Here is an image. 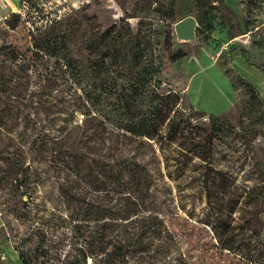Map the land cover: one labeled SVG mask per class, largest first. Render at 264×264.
Segmentation results:
<instances>
[{"label": "trees", "instance_id": "obj_1", "mask_svg": "<svg viewBox=\"0 0 264 264\" xmlns=\"http://www.w3.org/2000/svg\"><path fill=\"white\" fill-rule=\"evenodd\" d=\"M84 16L95 23L94 16ZM20 20L12 13L5 23L15 29ZM75 24L57 20L32 33L30 56L4 49L12 67L0 72V207L31 224L43 219L39 213L47 212V202L63 207L62 222L50 217L20 238L19 263L39 264L42 258L46 264L51 229L59 224L74 246L61 264H173L168 181L179 195L190 190L205 200L198 220L210 226L222 249L234 250L238 229L250 228L252 207L264 202V164L258 163L256 178L234 168L239 148L233 144L264 141V95L226 69L246 95L239 124L198 109L185 113L184 96L165 88L158 76V42L136 32L126 44L123 26L114 24L92 31L80 58L71 51L70 36L80 29ZM186 54L178 50L170 59ZM92 74L95 85L88 82ZM195 115L208 121L194 123ZM83 159L105 179H89L91 173L76 164ZM67 176L88 181L85 192H75ZM100 190L127 202L121 207L88 197ZM178 208L187 212L182 203Z\"/></svg>", "mask_w": 264, "mask_h": 264}, {"label": "rangeland", "instance_id": "obj_2", "mask_svg": "<svg viewBox=\"0 0 264 264\" xmlns=\"http://www.w3.org/2000/svg\"><path fill=\"white\" fill-rule=\"evenodd\" d=\"M12 13L21 15L15 29L5 23ZM86 14L94 16L95 23H89ZM187 16L198 21L196 39L178 42L174 25ZM57 20L63 24L76 22L75 25L80 26L79 31L70 36L71 51L80 58L87 54L85 38L92 31H103L114 24L123 26L121 34L126 44L132 41L136 32L158 42L155 50L161 55L158 76L165 88L184 96L181 108L185 113L198 109L226 116L231 123L239 124L246 95L242 88L233 85L226 69L252 82L264 95V0H0V72H8L12 67V60L4 49H16L24 56H30L32 33L36 34ZM125 50L128 51V45ZM178 50L187 54L172 61L170 57ZM88 82L89 85L97 84L95 74ZM107 108L105 106L104 110ZM206 117L195 115L193 122L204 123L208 121ZM233 146L239 148L234 153L238 160L234 168L242 166V172L256 178L258 163L264 164L263 138L258 137L249 147L235 140ZM89 159L76 164L91 173L89 179H105L101 169L97 165L91 166ZM128 169L129 166L124 165L126 180L129 179ZM66 178L75 192H85L88 181L81 182L71 176ZM165 184L172 189L167 195L169 209L173 212L169 215L173 216H168L167 223L176 240L173 264H264V202L252 207L250 228L238 229L235 249L227 250L219 246L210 226L198 220L204 215L205 200L190 190L191 195H179L174 181ZM88 197L102 203L110 200V194L103 190L90 192ZM126 202L122 197L109 203L123 207ZM181 203L186 205L187 212L178 208ZM62 208L56 200L47 202V212L39 213L43 219L31 224L16 219L10 209L0 207V264H20L15 258L18 257L20 238H26L28 230L45 224L42 221L46 222L50 217L53 218L51 222H60ZM51 231L52 258L44 262L61 264L68 252L74 253L73 239L71 233L68 236L62 233L59 224L52 226ZM41 261L42 258L39 264ZM89 264H92L91 259Z\"/></svg>", "mask_w": 264, "mask_h": 264}, {"label": "water", "instance_id": "obj_3", "mask_svg": "<svg viewBox=\"0 0 264 264\" xmlns=\"http://www.w3.org/2000/svg\"><path fill=\"white\" fill-rule=\"evenodd\" d=\"M197 26L198 22L193 16H187L179 20L174 25L178 42H193L196 39Z\"/></svg>", "mask_w": 264, "mask_h": 264}, {"label": "crops", "instance_id": "obj_4", "mask_svg": "<svg viewBox=\"0 0 264 264\" xmlns=\"http://www.w3.org/2000/svg\"><path fill=\"white\" fill-rule=\"evenodd\" d=\"M15 258H17V257L15 256Z\"/></svg>", "mask_w": 264, "mask_h": 264}]
</instances>
